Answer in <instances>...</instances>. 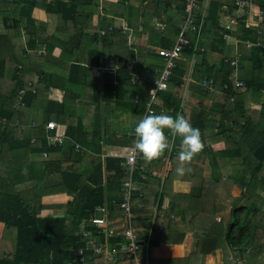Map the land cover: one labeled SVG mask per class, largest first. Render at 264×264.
<instances>
[{
	"label": "crops",
	"instance_id": "obj_1",
	"mask_svg": "<svg viewBox=\"0 0 264 264\" xmlns=\"http://www.w3.org/2000/svg\"><path fill=\"white\" fill-rule=\"evenodd\" d=\"M209 1L203 0L199 4L194 15L195 26L188 27L185 31L187 39L188 36H192L193 32H196V48L199 43L200 51L207 46L213 37V30H210L212 26L210 20L205 22V31L203 30ZM218 1L220 2V11L216 16L218 24L223 28L225 24L230 26V31H225V28L223 29L222 38L225 39L223 55L226 58H236L238 65L239 60H241L240 58L243 57L242 53H247L250 48L247 46V42L252 41H240V39L231 34V31L234 32L238 29L237 23L231 21L238 11L236 12V9L233 12L230 11L227 3L232 4V0ZM184 2L185 0H94L92 11L85 13L86 17L82 16V26L89 35H92V38H83L82 42L84 44L80 46L74 44V42H78V37H71L73 34L70 27L71 23H64L62 19L58 22L56 14L46 12L42 7H35L30 17H20L22 23L18 18H13L12 25L20 28L17 33H14L15 29H13L7 32V35H4V25L0 16V34L4 33L3 35L6 36L0 44L3 47L0 58L3 57V61L13 63L21 47L30 48L28 52L31 54V58H44L48 54L47 56H51L52 59H59L52 61L51 58H47L40 61L42 62L40 66L32 65L33 68L42 67L45 70L44 74H50L51 77L48 80L50 85L46 89L47 91L41 92L38 95L32 109L28 112L30 120L25 124H21L19 114L13 117V121H10L6 117L0 119H7V125H13L16 129L22 130V133H18V136L24 133H31V142L35 141L37 133L34 132L37 131V128H42L48 146L63 145L57 151L50 152L34 153L24 149L22 151V159L18 158V150H7L9 145L0 147V188L17 190L28 197L34 195L36 192L41 194L38 203H32L35 209L38 207V204L41 206L38 215L45 217L63 214V217L66 218L67 226L82 235V241L85 243L84 248H76L73 251L74 255L80 257V261L82 262L85 260L83 253L88 249L94 256L91 264H135L134 257L127 255L124 252L123 246L121 247V244L126 242L122 231L127 228L128 224L139 241L138 257L142 258L147 264H150V258L162 260L163 263L161 264H196L199 258L193 253L195 251V238L192 231L185 232L181 243H169L168 241L161 240L151 250L148 244L150 233L154 230L161 232L170 227L166 234V238L170 239L171 237H175L177 231L184 226V224L179 222L181 216L179 213L170 216L172 221H170L172 223L170 226L168 225L169 222H167V210L171 206V199L174 195L183 197L181 199L182 202L174 201L172 203V206L175 207V212H178L177 209L179 207L177 204L179 203H183L189 207L192 204L195 205L201 202L199 189L193 190L189 181L190 173L182 177L176 174V168L179 163L178 156L173 158L172 156L179 152L180 141L176 139V146L173 147L172 151L170 153L166 152L163 158L151 162L149 168L152 173L151 175L156 178V180H153V185L158 186V189H164L161 183L166 181V191L163 194V201H158L159 206L157 202L151 207L148 204L144 205L143 199L139 200L137 197V200L133 202L136 206L135 208L132 207V194L136 190V192L139 191V196H143V191H147V187L144 181L139 182L133 179L134 171L131 175L128 174L125 164L129 148L134 142V126L147 113L148 107L146 105L144 111L139 113L132 105V102L138 99L137 95L141 93L138 84H146V89L148 86L147 93L150 101V91L155 89V80L159 78L160 72L164 67V60L159 55L158 50L165 46H168L165 48H169L174 43L184 23L185 5L184 9H181ZM46 4L54 7L56 0H46ZM13 9L16 10V6ZM257 9H260L259 6L254 4V6L247 10L249 15L243 20V22L246 20L248 25L253 28H256L255 26L257 25L255 24L257 18L255 10ZM243 14L244 12L241 13V15ZM33 19L36 27L30 28V32L27 33L25 25H30ZM121 21H124V29L120 30L118 26ZM109 27H113V29L109 30ZM256 32L258 37L257 44H259L264 41V32L261 30L260 32L257 31V28ZM36 33V37L45 38L47 41L45 43L38 42L36 46L32 47L33 40L31 38ZM92 48V53H98V63L90 66L87 65L88 71L84 77L86 83L74 88L68 83L70 82L69 79L74 81L80 79V77L77 76L75 78L74 74H71L73 69L69 66L76 62L85 65L86 60L92 58L88 56L91 53L89 50ZM114 53H117V55ZM217 55L219 58L222 56L221 54ZM196 56L197 54L194 52L190 57L182 56L176 61V64H184V68L187 70L184 81L180 86H174L169 82L166 91L170 92V94L167 92L161 96L159 92L165 89L157 90L155 107L159 108V110H156L154 113H166L175 116L172 113V109H167L164 106V102H173L177 99L180 101V107L183 110L187 103L191 104L190 119L192 124L196 123L199 115L206 113L209 118L204 122L203 131L206 135L204 151L193 159L190 165L191 169L193 170L192 165L201 166L202 175L208 181L212 180L209 178L214 176L220 177L221 180H227L226 177L230 174L238 178L243 167L250 165V163L241 161V159L248 152L251 140L247 142L240 140L239 144L242 150H234L235 154H237L235 158L220 155L219 152L226 147L233 146L230 141L224 140L223 132L220 131L223 128L221 123H224L226 119L231 121L232 115L240 116V113H236L239 110L237 109L238 107L234 110L231 107L232 104L237 103L238 99L242 107L245 106L250 110L258 111L264 108V92L261 91L262 95H252L250 94L251 91L239 94L236 90L238 87H235L233 84V79L242 81L243 84L244 79L242 74L244 71L242 64L236 65L233 73L228 78L229 83L232 85L231 89L235 90V95L224 91V88H227V84L222 86L223 89H217L216 80L212 77H205L199 80L198 76H193ZM106 57H109L108 61L110 63L107 62ZM249 59L248 57V62H250ZM1 64L2 62H0V70H2ZM121 67L131 70L130 78L122 83L117 78V70L119 68L121 70ZM108 74L113 79V90H108L105 85ZM206 79L213 80L211 90L203 86L202 82ZM4 82L5 79L2 77L1 71L0 88ZM194 85L205 87L206 93L202 94L193 91L191 87ZM68 86H71L73 90L76 89L79 96H75L74 99L76 101L72 100L71 95L73 93L67 88ZM65 89L69 95L65 93ZM118 89L122 92L118 91ZM49 100L57 103L63 102V111L57 115L45 112V102ZM222 104L226 105L227 110L231 112L227 113L226 118H222ZM202 109L204 111L200 112ZM50 120L55 121L57 124L53 129L46 128V123ZM256 130L258 129L254 128V132ZM50 136L58 137L62 141H52ZM106 158L124 159L122 165L124 179L120 191L112 177L114 171L105 167V163L109 164L107 166L112 165L111 161L106 162ZM137 160H139V165H141L139 169L143 170L147 168L148 164L141 158H137ZM98 164H101L102 168L101 179L100 171L95 176H91L93 168ZM20 165L24 167L26 171L25 176L28 178V181L22 183H18L17 181L20 176ZM9 166L12 168L9 169ZM15 168L17 169L14 170ZM171 169L175 171V177L171 176L170 182L169 172ZM65 170L70 172L63 176ZM79 173L82 174L81 177L78 176ZM249 178L250 174L246 173V180H249ZM125 181L130 182L135 187L131 192V217L128 222L123 218L122 208L114 205L113 199L115 196H121L123 201L122 194ZM249 181L252 182L250 186L252 193L251 199H247L246 202L261 204L264 200V185L261 186L260 182H264V175L252 178ZM61 182L62 184L66 182L68 190L65 185L62 187ZM73 184H76V189L82 188L80 190L83 193L70 190ZM85 185H89L90 188H101L102 197L104 198V202L94 208L93 213L88 218V222H90L91 216L98 215L99 207L104 206L107 209V212L103 215L105 222L103 224L90 222L94 226L89 229L84 228V222L80 226H74L70 216L65 213L68 205L72 204L75 199L82 202L85 200V195H83L85 193ZM209 187V190H206L204 194L205 202L208 197H212L213 193L217 192L214 189L211 190L212 185H209ZM217 188L221 195L220 202L222 205L220 206L216 221L227 222L231 208L235 204L238 206L244 204L241 197L242 189L235 182L226 189L224 187ZM245 190L244 188L243 191L245 192ZM187 195L190 196V199ZM109 201L112 202L113 206H108L107 202ZM223 205L225 209H223ZM119 208L122 213H120ZM132 210H135L136 213ZM148 214L151 215L150 228L146 233L147 239L143 241L140 240L138 226L134 223V220L147 218ZM156 220L158 221L155 222ZM4 230L5 227L0 223V253L5 246V251L10 250L9 248L13 243V237H6L3 233ZM106 231H111V233H106ZM170 231L173 232L172 236L169 235ZM161 235L165 236V233L162 232ZM111 239L117 241L112 244L109 242ZM108 246H115L116 248H120V250L111 257L104 251L101 253L95 252L96 247L104 249ZM220 248L222 253H224L225 249L223 250V247ZM78 249L82 250L81 255L75 254V251ZM218 255V251L205 254L202 264H220L219 260L221 258ZM229 255L232 256L231 260H234V253L230 252ZM68 264L75 263L70 262ZM237 264H241V262L237 260Z\"/></svg>",
	"mask_w": 264,
	"mask_h": 264
},
{
	"label": "trees",
	"instance_id": "obj_2",
	"mask_svg": "<svg viewBox=\"0 0 264 264\" xmlns=\"http://www.w3.org/2000/svg\"><path fill=\"white\" fill-rule=\"evenodd\" d=\"M232 2V4L227 3V5L230 7V11L233 12L235 9V11H238V15L236 16L238 29L231 32V34L240 39V41L250 40L253 42V45L248 49L247 53H242L243 57L240 58L241 60L238 62V65L242 64L245 74H242L244 79L243 84L236 90L239 94L251 91L250 94L252 95H262L261 91L264 92V41L257 44L258 37L256 28L257 31L260 32L261 30L264 32V0H254L255 4L259 6L262 12L261 20L255 26L256 28L249 26L246 20L243 22V20L249 15L247 10L251 7L240 10V8H237L235 0H232ZM93 3L94 0H56L55 6L52 7V5L46 4V0H0V16L2 17L4 25L3 31L5 33L0 34V44L1 41L6 38L4 35H7V32L15 29L14 33H17L20 29L12 25L13 18H18V20L22 23L20 17H30L31 12L35 7H42L46 12L56 14L58 22L61 19L64 23L70 22L72 25H70V27L73 32L71 37H78V42H74V44L79 46L83 45V38L89 37V39H91L92 35H89L86 32V29L82 26V16L86 17L84 14L92 11L91 9ZM184 5L185 2L181 7L182 10L184 9ZM219 5L220 2L218 0H210L208 2L207 13L203 23V30L205 31V22L207 20L212 22L210 30H213V37L211 41H209L207 46L200 51L199 43L196 48V32H193L192 36H188L189 43L184 45L180 52V57H190L192 53L196 52L197 59L194 63L193 76H198L199 80H202L205 77H212L216 80L217 89H223L222 86L227 84V88H224V91L235 95V90L231 89L232 85L229 83L228 78L236 67L230 66L227 62L229 61V58H226L223 55L225 39L222 38V35L224 28L221 25L219 26L218 19L216 18L217 13L220 11ZM14 6H16V10L13 9ZM240 12H244V14L241 15ZM34 27L36 26L33 19L30 25H25V31L28 33L30 32V28ZM36 35L37 33L34 34L33 38H31L33 40L31 45L32 47L36 46L38 42L45 43L47 41L45 38H40L39 36L36 37ZM108 36L104 37L107 38ZM28 49L30 48L21 47L20 52L13 63L3 61V57L0 58V62H2L0 75L2 71V77L5 79L4 84L0 88V118L6 117L10 121H13V117L19 114L21 124H25L30 120L28 112L32 109L33 103L37 99L38 95L41 92L47 91L46 89L50 85L48 80L51 77L50 74H44L45 70L42 67L33 68L32 65L35 64L40 66L42 64V62H40L41 60H46L47 58L52 59V57L47 56V54L44 58H31V54L28 52ZM2 50L3 47L0 45V55ZM89 51L91 53H89L88 56L92 58L86 60V66L80 64L79 62L69 66L73 69L71 74H74L75 78L77 76L80 77V79L74 81L69 79L70 82L68 83L74 88L86 83V80L84 81V77L85 73L88 71L87 65L90 66L98 63V53H92L93 48ZM114 54L117 55V53ZM217 54H221V58H219ZM180 57L177 60H179ZM248 57L250 58V62L247 61ZM225 59H228L226 61L227 63L225 62ZM53 60L59 59H52V61ZM106 60L110 63L108 61L109 57H106ZM246 66H248L246 68L247 70L245 69ZM121 68V70L120 68L117 70V78L120 83L127 81V79L130 78L131 73V70H127L125 67ZM186 73L187 70L184 68V64L179 65L177 63L172 69L168 83L170 82L174 86H180L184 81ZM112 80V76L108 74V77L105 80V85L108 90L114 89ZM71 86H68L67 88L73 93L72 95L70 94L72 96V100H75V96H79L76 89L73 90ZM138 86L141 93L140 95H137L138 99L134 100L132 105L139 111V113H141L144 111L146 105L148 106L147 102L149 101V95L147 93L148 86L146 89V84H138ZM167 88H165L162 92H159L161 96L162 94L168 92L166 91ZM191 88L195 92L202 94L206 93L205 87H202L201 85H194ZM20 89L24 90V94L22 95L23 105L17 104L16 102ZM118 91L122 92L120 89H118ZM65 93L69 95L66 89ZM143 93L144 95H142ZM168 94H170V92H168ZM238 100L237 103L232 104L231 107L232 110L238 107L237 109L239 110H237L236 113H240V116L238 117V115L230 114L232 115L231 121L226 119L224 123H221L223 128L220 130L223 132L225 137L224 140L230 141L233 146L229 148L226 147L224 150L219 152V154L229 158H235L237 157V154H235L234 150H242V147L239 144L240 140L245 142L251 140V146L249 147L248 152L244 158L241 156V161H247L250 165H245L243 167L238 178L230 174L226 177L227 180H221L220 177L214 176L209 178L212 179L210 181L203 177L201 166L192 165L193 170L190 172L189 181L193 190L199 189L198 191L201 195L199 196L201 202L195 205L191 203L192 205L189 207L183 203H179L177 204L179 207V209H177L178 212H175V207L172 206V203L174 201L182 202L181 199H183V197L174 195L171 199V206H169V209L167 210V222H169L168 225L170 226L172 224L170 216L172 214L179 213V215H181L179 222L184 224V226L177 231L175 237H171L170 239L166 238L167 231L170 227L161 232L157 230L151 232L148 238L150 250L152 247L158 245L161 240L168 241L169 243H181L185 232L192 231L195 238V251L193 253L199 257L196 264H202L203 256H205V254L213 253L220 247H223V250L225 249L223 258L225 262H230L227 257L230 252L234 253V260L232 261H234L235 264H237V260L238 262H241V264H255L260 255L264 254V200L261 204L246 202L247 199H251L252 193V188L250 187L252 182L249 180L263 176L260 175V172L264 171V108H261L258 111L250 110L245 106L242 107V104L239 103ZM190 105V103H187L183 110L180 107V101L178 99L173 102H164V106L167 109H172V113L174 115L181 113L188 119H190V109L192 108ZM151 106L155 109V111L159 110V108L155 107V102ZM221 108L222 118H226L227 113L231 112L227 110L226 105L224 104H222ZM63 109V102L57 103L51 100L45 102L44 110L47 113L57 115L63 111ZM202 111L204 110L202 109L200 112ZM207 118H209L208 115H206V113H202L198 116L196 123L192 124L191 122L193 127L200 130L203 142L206 140V135L203 130L204 122ZM254 128H257L258 130L254 132ZM20 132L22 133V130L16 129L13 125L0 127V147L2 148L9 145L7 147L8 151L18 150V158L20 159L23 158L22 151L24 149L30 150L34 153H40L44 151H57L63 146L62 144L48 146L46 144L45 134L42 128H37V131L34 132L37 133L34 142H31V133H24L23 135L18 136V133ZM69 133L71 134V132ZM165 134H168L167 131ZM177 140L180 141L179 138H177ZM176 156H178V152L175 153L172 158ZM108 161H111L112 165L107 166L109 164L105 163V167L106 169H112L114 171L112 177L120 191L124 179V170L122 166L124 159L106 158V162ZM150 165L151 163H149L147 168H144L143 170L139 168L134 170L133 179L139 182L144 181L147 191L144 190L143 196H139V191L136 192L135 190L132 194L131 204L133 208L136 206L133 202L137 200V197L139 200L143 199V204H148L150 207L155 202H157L159 206V202L163 201V194H165L166 191V181L161 183L164 189H158V186L153 185V180H156V178L151 175L152 173L149 169ZM11 168L12 167L9 166V169ZM25 168L28 169L27 166H25ZM16 169L17 168L14 170ZM93 169L94 170L93 173H91V176H95L96 173H99L100 171L101 179V164H98ZM69 172L70 171L65 170L63 176L69 174ZM169 173V181L171 182V176L175 177V171L171 169ZM246 173L250 174L249 180H246ZM19 175V179L17 180L18 183L28 181V178L25 176L26 171L21 165L19 168ZM78 176L81 177L82 174L79 173ZM234 182L238 183L242 189L241 197L244 204L239 206L235 204L231 208L227 222L216 221V217L219 215L220 206L222 205L220 202L221 195L218 192L219 189L217 187H224L226 189ZM260 183L264 185V182ZM62 185V187L65 185L67 189L66 182ZM209 185H212L211 190H216L217 194L213 193V196L208 197L205 202L204 194L206 190H209ZM75 186L76 184L71 185L70 190L80 191L81 193L82 191L80 189L82 188L76 189ZM244 188L246 189L245 192L243 191ZM83 195H85V200L82 202L81 200L75 199L72 204L68 205L65 213L70 216L71 222L74 226H80L82 225V222H84V228L89 229L94 225L88 222V218L90 214L93 213L94 208L104 202V198L102 197L101 188H90L89 185L86 186L85 193ZM187 196L190 199V196ZM40 197L41 194L37 192L28 197L17 190L14 191L0 188V223H2L5 227L3 232L4 235L6 237H13V243L9 248L10 250H8L9 252L5 251V246V249L3 248L0 253V264H68L70 262L75 264H91L94 256L91 254L90 250L86 249L84 251V262L80 261V257H76L74 255V249L80 247L84 248L85 243L82 241L81 234L77 233L73 228L67 226L65 217H52L50 215L41 217L38 215L41 206L38 204V207L35 209L32 203H38ZM113 199L115 202L114 205L119 207L118 205L122 201L121 196H115ZM107 203L108 206H113L112 202L109 201ZM223 209H225L224 205ZM132 211L136 213L135 210ZM120 213H122L121 209ZM147 216V218L134 220V223L138 226V235L141 237L140 240L143 241L147 239L146 233L150 228L151 222V215L148 214ZM157 221L158 220L155 222ZM162 232L165 233V236L161 235ZM169 235L172 236L173 232L170 231ZM250 236L253 241L251 246H248ZM115 241L117 240H109L112 244L115 243ZM161 263H163L162 260L159 261L157 259L150 258V264Z\"/></svg>",
	"mask_w": 264,
	"mask_h": 264
},
{
	"label": "built area",
	"instance_id": "obj_3",
	"mask_svg": "<svg viewBox=\"0 0 264 264\" xmlns=\"http://www.w3.org/2000/svg\"><path fill=\"white\" fill-rule=\"evenodd\" d=\"M203 0H185V17H184V23L181 26V29L179 31V33L176 36V39L174 41V43L169 47V48H159L158 53L159 55L163 58L164 60V67L160 72V76L157 80H155V89L150 91V101L148 103V107H147V112H155V109H153V107L151 106L154 102H155V97H156V93L158 89H165L167 88V84H168V79L170 74L172 73V69L175 67L176 65V60L180 57V52L183 49L184 45L188 43V39L185 37V31L188 27L191 26H195L194 22H195V13L198 9L199 4L202 2ZM235 4L237 6V8H240V10H243L244 8H249L254 6L255 2L254 0H235ZM237 12V11H236ZM238 15L235 14L233 16V18L231 19V21H235L236 20V16ZM255 15L258 17L259 21L261 20V15L262 12L260 9L255 10ZM124 21H121V23L119 24V29H124ZM224 28L230 30V26L228 24H225ZM109 29H113V27H109ZM102 34H104V32H102ZM253 45V42H247V46L251 47ZM228 59H225V61H227ZM229 64L232 66H236L237 65V60L235 59H231L229 58ZM203 86H205L206 88H208L209 90H211V84L213 83L212 79H206L203 82ZM233 84L235 87H239L242 85V81L233 79ZM24 94V90L20 89L18 92V96H17V103L23 105L22 102V95ZM8 124V120L3 118L0 119V127L7 125ZM57 126L55 121H48L46 123V128L48 129H53ZM21 127H23L21 125ZM50 139L52 141H59L61 142L62 140L58 137L55 136H50ZM126 164V169L128 171V174L131 175L132 172L136 169L139 168L141 165H139V160L135 161L134 166L130 165L128 163V160L125 161ZM134 185H132L130 182L125 181L124 182V189H123V201L119 204V207L122 208L123 210V218L128 222V220L131 217L130 214V201H131V192L132 190H134ZM98 211L101 213V216L99 217L98 215L96 216H91L90 217V222L95 223V224H103L105 222L103 215L107 212V209L102 206L98 208ZM106 233H111V231H106ZM122 234L124 235L126 242L121 244V247L123 246L124 248V252H126L127 255H130L132 257H134L135 260V264H147L142 258L138 257V248H139V241L136 238V236L133 233L132 228L130 227V225H127V228H125L122 231ZM118 250H120V248H116L115 246H108L107 248H101V247H96L95 248V252L96 253H101V252H105L108 253L109 256L111 257L113 254H115ZM75 254L77 255H81L82 254V250L78 249L75 251Z\"/></svg>",
	"mask_w": 264,
	"mask_h": 264
},
{
	"label": "clouds",
	"instance_id": "obj_4",
	"mask_svg": "<svg viewBox=\"0 0 264 264\" xmlns=\"http://www.w3.org/2000/svg\"><path fill=\"white\" fill-rule=\"evenodd\" d=\"M167 131V135L165 134ZM134 142L127 153L128 163L134 166L137 158L146 164L159 160L170 153L180 139L176 174L185 176L191 172V163L204 149L205 144L198 128L183 114L175 116L147 112L134 126Z\"/></svg>",
	"mask_w": 264,
	"mask_h": 264
},
{
	"label": "rangeland",
	"instance_id": "obj_5",
	"mask_svg": "<svg viewBox=\"0 0 264 264\" xmlns=\"http://www.w3.org/2000/svg\"><path fill=\"white\" fill-rule=\"evenodd\" d=\"M258 10V9H257ZM238 17H240V16H238ZM237 19V18H236ZM235 22L237 23V20H235ZM260 21H259V19H258V17L256 18V23L255 24H258ZM225 30H228V29H226L225 28ZM228 31H230V30H228ZM232 32V31H231ZM248 66H246L245 67V69L247 68ZM247 70V69H246ZM245 74V71L243 72V75ZM11 76H12V74H11ZM10 79H11V77H10ZM6 80H9V79H6ZM261 175H264V171L263 172H261ZM261 186H263L262 184H261ZM216 251H218V256L221 258V260H219V262H220V264H235L234 263V261H232L231 260V258H232V256L231 255H229L227 258L230 260V262H225L224 260H223V258H224V253H222V250H221V248H219V249H217ZM215 251V252H216ZM264 254L263 255H260V257L256 260V264H264Z\"/></svg>",
	"mask_w": 264,
	"mask_h": 264
},
{
	"label": "water",
	"instance_id": "obj_6",
	"mask_svg": "<svg viewBox=\"0 0 264 264\" xmlns=\"http://www.w3.org/2000/svg\"><path fill=\"white\" fill-rule=\"evenodd\" d=\"M207 24H209V22H207ZM97 214H98V216H100V215H101V213H100V212H98ZM63 216H64L63 214H54L52 217H63ZM251 244H252V237L250 236V239H249V244H248V246H251Z\"/></svg>",
	"mask_w": 264,
	"mask_h": 264
}]
</instances>
